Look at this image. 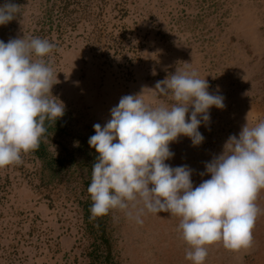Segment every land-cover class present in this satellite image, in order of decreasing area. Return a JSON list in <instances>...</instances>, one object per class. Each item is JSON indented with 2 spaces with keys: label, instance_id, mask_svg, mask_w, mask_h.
Wrapping results in <instances>:
<instances>
[{
  "label": "rangeland",
  "instance_id": "rangeland-1",
  "mask_svg": "<svg viewBox=\"0 0 264 264\" xmlns=\"http://www.w3.org/2000/svg\"><path fill=\"white\" fill-rule=\"evenodd\" d=\"M12 2L20 12L0 25V40H30L33 29L43 28L56 46L45 59L58 73L52 94L65 114L44 140L63 161L41 167L29 152L22 164L0 168V264H192L180 218L169 213L145 210L140 225L111 210L106 242L87 229L86 165L98 155L88 140L121 97L143 93L146 103L170 107L174 101L154 90L156 82L194 70L225 107L209 110L210 120L198 129L200 145L180 136L165 163L188 165L194 187L210 179L201 173L228 138H239L246 123L264 121V0H69L65 12L64 0ZM257 204L252 247L232 251L216 243L205 264H264V190Z\"/></svg>",
  "mask_w": 264,
  "mask_h": 264
},
{
  "label": "clouds",
  "instance_id": "clouds-1",
  "mask_svg": "<svg viewBox=\"0 0 264 264\" xmlns=\"http://www.w3.org/2000/svg\"><path fill=\"white\" fill-rule=\"evenodd\" d=\"M20 8L12 0L0 5V25L15 19ZM55 47L40 38L0 40V168L22 164V154L38 149L45 122L65 114V104L52 94L58 73L45 59ZM209 88L196 71L177 70L154 89L171 96L170 107L146 103L143 93L125 95L103 127L93 125L88 140L98 154L87 189L92 218L117 209L140 225L145 210L176 216L192 264H205L216 243L232 251L252 247L261 214L258 194L264 190V121L246 123L239 138L231 135L223 152L205 164L201 175L210 179L198 186L188 165L165 163L180 136L200 145L205 138L198 129L210 120L209 110L225 107L224 97Z\"/></svg>",
  "mask_w": 264,
  "mask_h": 264
},
{
  "label": "trees",
  "instance_id": "trees-1",
  "mask_svg": "<svg viewBox=\"0 0 264 264\" xmlns=\"http://www.w3.org/2000/svg\"><path fill=\"white\" fill-rule=\"evenodd\" d=\"M65 4L64 7L62 8L63 11H67L68 10V6L69 4V0H64ZM60 19H62L61 17H57V21H56V26L59 27L60 25L58 24ZM45 33V34H43ZM33 37L34 38H40V39H47L49 42L51 41V38L49 37V35L46 34V32H43V28L40 29H33ZM59 122H61L59 119L56 121V123L50 122V121H46L45 122V127L47 128V132L44 134V136L41 138L40 141V145L38 147V149H36L35 151H32L33 154L40 160L41 167H50L54 166V165H60L63 161L62 158L60 157H53L47 150L46 148V143L44 138H49L51 132H55V130L57 128H59ZM94 163H88L86 165V169H87V175L89 177V181L91 183V176H92V166ZM48 166V167H47ZM88 181V182H89ZM92 200H91V196L87 195L85 197V199L81 202L82 204V210H83V217L85 219V222L87 224L86 219H90L92 220V227L91 224L90 226L87 224V229H90V231L92 232V234L94 235L95 238H99L102 241L104 240V242L107 241V231L105 228V223L107 220V215L105 216H100V217H96V218H92V214H91V206H92ZM89 216V217H88ZM109 253V249L107 250L106 255ZM109 264V263H106Z\"/></svg>",
  "mask_w": 264,
  "mask_h": 264
}]
</instances>
